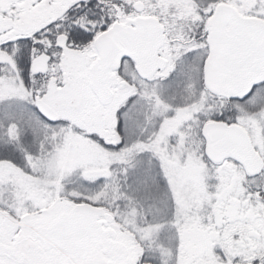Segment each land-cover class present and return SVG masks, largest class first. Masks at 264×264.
I'll list each match as a JSON object with an SVG mask.
<instances>
[{"label": "snow or ice", "instance_id": "1", "mask_svg": "<svg viewBox=\"0 0 264 264\" xmlns=\"http://www.w3.org/2000/svg\"><path fill=\"white\" fill-rule=\"evenodd\" d=\"M0 264H264V0H0Z\"/></svg>", "mask_w": 264, "mask_h": 264}]
</instances>
